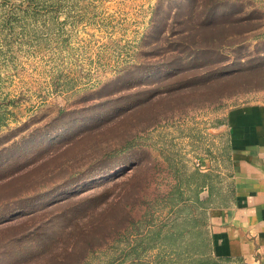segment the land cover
I'll return each instance as SVG.
<instances>
[{
    "label": "rangeland",
    "instance_id": "374dc122",
    "mask_svg": "<svg viewBox=\"0 0 264 264\" xmlns=\"http://www.w3.org/2000/svg\"><path fill=\"white\" fill-rule=\"evenodd\" d=\"M255 101L264 0H0V264H245L197 227Z\"/></svg>",
    "mask_w": 264,
    "mask_h": 264
},
{
    "label": "crops",
    "instance_id": "0c3cea01",
    "mask_svg": "<svg viewBox=\"0 0 264 264\" xmlns=\"http://www.w3.org/2000/svg\"><path fill=\"white\" fill-rule=\"evenodd\" d=\"M215 131L227 165L206 184L213 254L264 264V101L228 108Z\"/></svg>",
    "mask_w": 264,
    "mask_h": 264
},
{
    "label": "trees",
    "instance_id": "16d2710c",
    "mask_svg": "<svg viewBox=\"0 0 264 264\" xmlns=\"http://www.w3.org/2000/svg\"><path fill=\"white\" fill-rule=\"evenodd\" d=\"M98 127L101 125L100 124H97ZM97 125H95V127H97ZM90 131V130H88ZM88 131H85V130H82L78 133H76L75 135L69 137L67 140V144L66 145H63V142H61V144H59V148L57 150H59L58 152H55L54 155H57V153H62V152H65V151H70L74 146H76L77 144H79L83 139H84V133H87ZM71 142V143H69ZM56 150V151H57ZM109 153V152H108ZM104 155V153H102L101 155H99L93 162V165H95L96 162L100 161L101 160V157ZM57 156H51L50 158L48 157L44 163H49L52 159L56 158ZM39 165L41 164H38L37 166L31 168V169H28V170H35L37 169V167H39ZM62 168V167H60ZM198 172V171H197ZM54 174L55 171H48L45 176L47 177L48 175H51V174ZM199 173V172H198ZM25 175V172L16 176V177H13L11 179H20L22 177H24ZM204 177L205 175L202 174ZM10 179V180H11ZM69 180V179H68ZM9 181V180H8ZM204 183H205V180H204ZM204 183L200 186V188L202 189L203 186H204ZM199 188V189H200ZM201 191V190H200ZM197 202L199 203H205L204 201H202L199 197V195L197 196L196 198ZM35 217H37V215L35 214L32 218H30V220L34 219ZM197 230H198V233L202 235V238L204 239V244L206 245V248H205V251L206 252H210L211 254H213V244H212V239H211V236H210V232H209V229L205 226V224H203L202 226H198L197 227ZM73 239V238H72ZM71 245H69V247H67L63 253V255L57 257L59 259H56V262L54 264H87V263H84L82 260L79 259H73V257H76L78 256L77 254H74L75 253V249H76V246L78 244V239H73L70 243ZM74 255V256H72ZM214 255V254H213ZM72 257V258H70ZM70 258V259H69ZM222 259H231V258H225V257H221ZM49 261V260H48ZM47 261V262H48ZM29 263V262H28ZM27 264V263H26Z\"/></svg>",
    "mask_w": 264,
    "mask_h": 264
}]
</instances>
